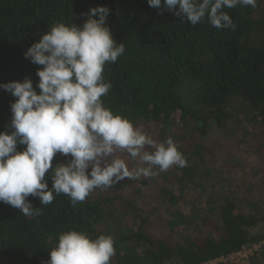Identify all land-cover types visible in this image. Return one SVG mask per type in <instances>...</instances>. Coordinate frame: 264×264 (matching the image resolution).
Returning <instances> with one entry per match:
<instances>
[{
	"label": "trees",
	"instance_id": "obj_1",
	"mask_svg": "<svg viewBox=\"0 0 264 264\" xmlns=\"http://www.w3.org/2000/svg\"><path fill=\"white\" fill-rule=\"evenodd\" d=\"M97 6L109 7L107 26L125 45L117 62L104 66L111 84L101 98L104 106L155 134L158 142L171 137L187 166L154 169L157 174L149 179H125L94 190L82 202L54 194L51 204L42 205L28 197L39 216L0 202V256L46 264L59 234L68 230L91 238L111 235L116 249L111 264H207L261 240L264 235L250 228L264 221V192L247 210L234 192L206 187L204 178L212 172L220 176L222 165L218 171L207 165V154L214 150L217 156L215 148L226 138L252 148L264 164V0L254 8H225L234 27L224 29L206 19L195 26L181 23L163 8V0L160 9L147 0H0V83L27 76L35 88L42 66L26 59V50L55 23L82 25L87 16L81 13ZM14 99L0 89V131L12 130ZM215 129L221 133L216 145H205ZM66 162L57 154L53 166ZM147 186L160 205L147 200L142 192Z\"/></svg>",
	"mask_w": 264,
	"mask_h": 264
},
{
	"label": "clouds",
	"instance_id": "obj_2",
	"mask_svg": "<svg viewBox=\"0 0 264 264\" xmlns=\"http://www.w3.org/2000/svg\"><path fill=\"white\" fill-rule=\"evenodd\" d=\"M257 0H163V8L195 26L205 19L217 29L234 27L224 11L237 5L256 7ZM162 7V0H147ZM82 25L55 23L26 50L24 56L38 67L36 87L23 81L0 83L10 93V132L0 131V202L25 216L41 214L28 197L49 205L54 194L73 203L84 201L96 189H107L125 179L151 177L187 160L171 137L156 141L141 126L104 106L111 89L104 77L106 63L125 53L107 26V6L89 8ZM95 17H98L95 18ZM39 89V92H37ZM25 146L22 151L17 146ZM126 154L136 162L129 168ZM60 154L66 163L53 166ZM47 176V178H46ZM49 179L51 187H49ZM111 235L91 238L77 230L58 236L46 264H111L115 256Z\"/></svg>",
	"mask_w": 264,
	"mask_h": 264
},
{
	"label": "rangeland",
	"instance_id": "obj_3",
	"mask_svg": "<svg viewBox=\"0 0 264 264\" xmlns=\"http://www.w3.org/2000/svg\"><path fill=\"white\" fill-rule=\"evenodd\" d=\"M220 136L221 133L218 129L211 130V132L206 137L205 145H211L210 147L215 146L216 144L213 143L215 139ZM227 136L230 137L229 134ZM152 137L155 139V134H153ZM188 138L189 135L187 136V139ZM248 141L249 138H246L245 142ZM234 142L236 141L226 138L224 139L222 146L215 148L217 156H215L214 150L213 152H209L207 154V165L211 166L217 171L218 166L222 165V170L220 176H218L217 173L212 172L214 176L207 177V179L204 178V185L206 187L209 185L213 186L215 191L225 190L226 194L234 192V194L237 195V201L240 203V208H245L248 210L251 209L252 204L258 202L263 196L262 192H264V176L261 173L262 165H264L262 163L263 159H261V161L257 159L256 154L250 150L252 148H244V145L239 146ZM251 144L255 145L256 142L251 140ZM118 155L124 156L130 169L134 168V165H130L132 159L129 156L122 153H118ZM226 172L229 174L227 175ZM219 177H222V179L219 180ZM141 178L149 179V177L142 176L138 180ZM135 182L136 183L132 185L133 187L138 184V181ZM239 182L240 186H238ZM248 187H251V189ZM200 188V186L197 188L193 187V193H195L193 194V197L200 193ZM248 189L250 190L248 191ZM142 192L144 195H148L146 198L149 202H151V204L160 205L150 187L147 186L145 189H142ZM187 192L190 193L191 189L187 190ZM250 232L255 235H264V221L259 222L257 225L251 227ZM256 252L258 254H256V257H254L255 262L252 263L251 257H253ZM0 264H21V261L15 258L0 256ZM207 264H264V237L261 240L246 246L241 254H234L232 257L229 256L219 260H214Z\"/></svg>",
	"mask_w": 264,
	"mask_h": 264
},
{
	"label": "built area",
	"instance_id": "obj_4",
	"mask_svg": "<svg viewBox=\"0 0 264 264\" xmlns=\"http://www.w3.org/2000/svg\"><path fill=\"white\" fill-rule=\"evenodd\" d=\"M242 251H243V250H242ZM242 251H240V252H239V253H237V254H241V253H242ZM237 254H236V255H237ZM232 256H233V255H231L230 257H232Z\"/></svg>",
	"mask_w": 264,
	"mask_h": 264
}]
</instances>
